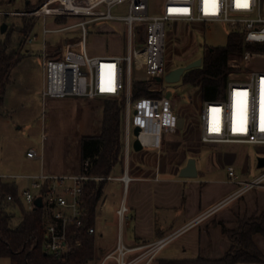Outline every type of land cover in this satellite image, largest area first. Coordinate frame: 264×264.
I'll return each mask as SVG.
<instances>
[{"label":"built area","instance_id":"1","mask_svg":"<svg viewBox=\"0 0 264 264\" xmlns=\"http://www.w3.org/2000/svg\"><path fill=\"white\" fill-rule=\"evenodd\" d=\"M124 5L125 14H115L113 9ZM11 15V11L7 12ZM27 15L43 19L41 59L44 82L41 98L96 100L116 99L125 96L122 124L124 174L120 177L126 188L130 177L129 158L135 151L137 139L142 149L161 151L165 137L180 129V116L175 99L164 81L168 53V29L175 24L224 23L231 31L243 34L244 49L229 61L232 70L243 68L241 76H228L221 99L201 101L198 115L199 138L205 144L264 145V69H250V62L264 56V50L247 49V46L264 47V0H163L161 12L149 14V0H43ZM47 17H70L76 21L69 25L48 26ZM119 23L125 34L126 52L118 55H92L88 51L89 26L97 23ZM77 28L78 33L66 42L61 39L60 54L50 55L47 40L50 34H61ZM99 29H97L98 31ZM113 33H117L112 30ZM36 39L32 36L30 44ZM144 73L149 95L136 101L131 98L133 69ZM247 69V70H246ZM160 77L161 81L154 78ZM170 92V96L167 94ZM139 128L138 134L134 129ZM141 149V150H142ZM27 157L37 158V150L30 148ZM85 167L89 161L84 163ZM70 175L46 173L9 175L0 174V184L10 178H24L29 185L19 194L26 210L35 207L42 199L47 208L44 217L43 250L56 259L64 258L70 251L68 227L81 226L83 216V191L86 181L102 180L86 172ZM227 173L238 189L237 196L254 188H264V167L248 180H241L233 167ZM107 180L112 179L107 177ZM44 183L47 191L42 193ZM5 201L14 203L11 195ZM128 207L121 202L116 213L120 231L113 250L106 253L99 264H151L169 237L149 244L128 246L124 243L121 225ZM95 228L88 229L94 234ZM80 246L79 241L76 242Z\"/></svg>","mask_w":264,"mask_h":264},{"label":"crops","instance_id":"2","mask_svg":"<svg viewBox=\"0 0 264 264\" xmlns=\"http://www.w3.org/2000/svg\"><path fill=\"white\" fill-rule=\"evenodd\" d=\"M17 1L0 0V8L9 10ZM39 1L21 0V6L17 8H36ZM53 23L55 26V22ZM100 28V33L103 35H97L98 38H111L117 34L109 31L111 28L107 24ZM54 43H50L48 53L54 51V55H59L60 48L59 50L52 49ZM59 43L61 45V41ZM88 51L92 55L122 54L105 50L91 51L88 49ZM38 52L41 56V46ZM168 70L171 68L168 67ZM41 90L39 91L42 106L40 146L37 149L30 146L25 150V159L28 162L27 166H24L25 170L29 164L30 167L33 166L27 168L28 170L25 172H29L28 174L42 172L51 175L75 174L79 170L81 147L79 138L81 136L99 135L102 115L98 117L96 110L98 105H102L96 103L95 100L73 97L43 100ZM199 99L203 100L201 91ZM200 106L201 102L198 111ZM179 116L183 120V125L180 127L183 130H178L177 133L165 137L161 151L158 152L155 149L135 151V160L129 161L127 172L131 179L126 188L120 179L125 172L124 166H115L110 176L112 178L110 180L117 183L115 186L118 189L121 187L122 190L119 201L115 202V212L121 202L124 201L130 214L128 229L132 239H130L128 246L149 244L169 237V241L156 254L153 260L155 263L158 259H163L159 257L160 253L180 237H184V239L180 248L176 249V255L183 254L182 258L164 259H194L198 256L212 260L220 259L232 245L228 237L222 232L221 223L225 224L228 229H236L240 218L259 216L264 212V188H254L243 194L231 196L238 189V186L230 180L229 176L226 181L209 177L213 170L206 168L207 164L204 162L206 155L213 148L215 152H212L211 157L214 160L221 158L223 154L219 152L217 147H205L203 145L205 143H202L199 138L198 125L195 124L196 135L193 136L189 132L190 120L184 115ZM68 136H71L75 143L72 153L68 145ZM30 148L37 150L39 154L37 158L27 157L26 152ZM263 154L264 151H260L258 156H264ZM224 156L229 157L226 154ZM190 158L196 160L197 175L193 178L181 177L180 170L186 166ZM257 159L255 165L259 170L261 168L257 167ZM4 164V170H0L4 173L0 174H25L6 173L9 172L10 167L8 161ZM230 166L233 167L231 162L227 168ZM241 174H251L248 165L242 167ZM18 180H24L26 182L24 186L29 185L28 180L20 177L10 178L7 183L12 184L19 192ZM100 201V204L97 205L98 214L107 204L105 199ZM4 205L12 216V224L18 225L21 221V215L15 222L16 218L13 213L17 205L7 202H4ZM23 206L25 205L23 204ZM94 228L95 232L99 229L96 221ZM252 239L264 255V235L256 233ZM111 244L110 247H103L98 244L95 237L96 252L98 248L103 256L113 249L114 241ZM188 252L190 254H187Z\"/></svg>","mask_w":264,"mask_h":264},{"label":"rangeland","instance_id":"3","mask_svg":"<svg viewBox=\"0 0 264 264\" xmlns=\"http://www.w3.org/2000/svg\"><path fill=\"white\" fill-rule=\"evenodd\" d=\"M30 1L37 2V0ZM162 2L163 0H149V14H159L161 12ZM20 4L21 0H18L13 8L9 9L11 10V15L7 14V12H9L8 9L0 8V43L9 41L11 43L10 49L15 48L24 55L23 58L10 69L8 79L5 83L3 110L8 113L2 116L0 115V170H4V163L8 161L10 168L8 170L9 172L6 173H25L21 175H27L29 172L25 171L28 170L27 168L33 166L30 167L29 164L25 170L28 164L25 159V150L30 146L35 149L40 146L42 106L41 99H39V91L41 90L43 82V69L41 56H39L38 50L41 46L42 27L44 23L41 17L25 14V12L32 11L34 8H17L21 6ZM125 8L124 5L117 6L113 9V13L125 14ZM62 18L63 17H59L55 20L53 17H47L45 22L48 26H54L53 22H55V26H63L72 24L76 21L70 17ZM3 24L7 25L5 32H2ZM106 24L111 28L109 31L112 32V30H115L117 32L116 36L111 38H98L97 35H103L100 33V27ZM174 27L176 29H168V34L170 36L167 41L168 53L165 61L166 68L170 67L171 70L186 65L198 58H203L207 47L225 46L228 35L231 32V28L224 23H206L204 25L181 23L175 24ZM97 29L99 30L97 31ZM77 33L78 29L74 28L61 34L48 35L47 40L50 43L55 42L52 48L53 50H59L60 43L58 44V42H60L61 39H67L66 42H68L69 38H72ZM34 35H36V39L30 44L28 40ZM87 46L91 51L105 50L109 52L125 53L126 45L123 26L119 23L111 22L90 25ZM53 52L50 53V55H54ZM255 68L264 69V56L257 57L250 62L248 70ZM243 71V68L230 69L228 76H241ZM143 75V72L134 68L132 83L143 81ZM168 90L172 93V98L175 99L178 115H184L190 120L189 132L195 136V124L197 126L198 123V106L201 102L199 99L201 87L197 84L192 85L180 81L176 84H169ZM109 99L112 98H100L97 99V101L104 104V102ZM98 106L96 112L98 117H101L103 105ZM179 130L182 131L183 128ZM68 138V145L72 153L75 143L71 136H68ZM203 145L205 147H217L219 152L223 154L221 158L214 160L211 157L212 152H215L213 148V150L206 155L207 157L204 159V162L207 164L206 168L213 170L212 175L209 176L211 178L226 181L228 179L227 165L230 162L236 174L243 180H248L261 171V169L258 170L256 168L255 164L257 157H259L258 153L264 151V145ZM144 150H153V148H145ZM135 154V151L131 152L129 161L133 162L135 160ZM225 154L229 155V157L224 156ZM69 161L71 162V160ZM121 165L125 166L124 161ZM244 165L249 166L251 174H241ZM17 183L19 192L27 186H24L26 183L24 180H18ZM115 184L117 183L114 182V180L107 181L103 198H101V201L105 199L107 204L100 214L97 212L96 225L99 229L97 232H94L98 244L103 247H110L112 241H114L113 249L116 246L118 232L120 231L118 215L115 212V202L119 201L122 194L121 187L118 189ZM24 209H26L25 206ZM21 212L20 207L17 206L14 208L13 213L16 218L15 222H17ZM129 218L130 214L127 211L121 225L123 240L126 245H128L130 239H132L130 238L131 233L128 229ZM12 225L16 226L15 224ZM183 239L184 237H180L171 243L160 253L159 257L163 259L172 257L182 258L183 254L176 255V249L180 248ZM187 254L190 253L188 252ZM94 256V259L84 264H99L104 257L98 248ZM0 264H10V260L8 258H0ZM152 264L158 263L153 261Z\"/></svg>","mask_w":264,"mask_h":264},{"label":"trees","instance_id":"4","mask_svg":"<svg viewBox=\"0 0 264 264\" xmlns=\"http://www.w3.org/2000/svg\"><path fill=\"white\" fill-rule=\"evenodd\" d=\"M43 2L39 1L38 6ZM36 7V6H35ZM66 18V17H63ZM62 18V19H63ZM75 38L69 40L74 41ZM11 43H0V115L3 110L5 83L9 71L24 55L17 49H10ZM247 49L264 50L263 46ZM244 49L243 34L231 31L225 46L207 47L198 68L186 71L181 81L197 84L201 87L202 99H221L224 96L231 57L240 54ZM147 83H132L131 98L136 101L148 96ZM96 103L101 104L95 100ZM125 96L109 99L104 102L103 114L99 125L98 136H81L79 170H87L89 176L103 177L102 180H88L83 191L82 225L69 226L68 236L71 251L62 259L46 255L43 250L44 217L47 213L45 205L35 206L32 210L24 209L17 189L9 183L0 184V258H8L10 264H84L96 253L95 236L88 229L94 227L97 216V205L103 195L107 177L115 166L124 161L122 147V124L125 108ZM97 128V126H96ZM89 161L85 167L84 163ZM48 183H44L42 193L47 191ZM7 195H11L21 209V221L12 225V216L4 205ZM8 203V202H7ZM222 232L231 241V248L217 260L198 256L194 259H158V264H264V255L253 242V235H264V212L259 216L240 219L236 229H228L221 223ZM81 243L80 246L76 242Z\"/></svg>","mask_w":264,"mask_h":264},{"label":"water","instance_id":"5","mask_svg":"<svg viewBox=\"0 0 264 264\" xmlns=\"http://www.w3.org/2000/svg\"><path fill=\"white\" fill-rule=\"evenodd\" d=\"M7 29V25L3 24L2 26V32H5ZM202 64V58H198L186 65L176 67L172 70H169L165 76H164V81L169 83V84H176L181 81L183 74L193 68H198ZM156 81H161L162 79L160 77L154 78ZM170 96V92L167 94V97ZM183 125V120H179V127H182ZM139 131V128L134 129V134L137 135ZM133 148L135 151H140L142 149V146L140 142L135 139L133 142ZM257 167L258 168H263L264 167V156H260L257 159ZM197 175V167H196V160L194 158H190L186 164L185 167L181 168L180 170V176L181 177H186V178H193ZM35 206L41 207L43 206L42 199L37 198L35 200Z\"/></svg>","mask_w":264,"mask_h":264}]
</instances>
